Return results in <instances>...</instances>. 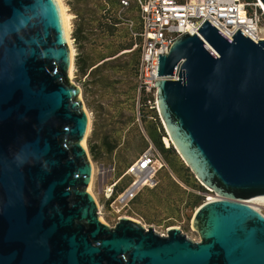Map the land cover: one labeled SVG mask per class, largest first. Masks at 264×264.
Returning a JSON list of instances; mask_svg holds the SVG:
<instances>
[{"label":"water","instance_id":"obj_1","mask_svg":"<svg viewBox=\"0 0 264 264\" xmlns=\"http://www.w3.org/2000/svg\"><path fill=\"white\" fill-rule=\"evenodd\" d=\"M264 6V0H260ZM159 54L167 136L202 185L192 226L101 219L90 115L58 0H0V264H264V39L209 21Z\"/></svg>","mask_w":264,"mask_h":264},{"label":"trees","instance_id":"obj_2","mask_svg":"<svg viewBox=\"0 0 264 264\" xmlns=\"http://www.w3.org/2000/svg\"><path fill=\"white\" fill-rule=\"evenodd\" d=\"M244 1L253 2L256 0ZM85 6H87L86 3ZM102 11L103 10H85L86 14L80 17V23L74 32V37L78 43L82 42L84 39L86 40L88 36L91 35L92 31H90V28L93 26L92 23H95V28H99L102 35L111 38L116 37L108 48L107 53L100 52L101 54H99V56H91L89 54L90 52L85 55L80 53L76 58V68L79 74L83 76L88 74V77H96L98 78L97 83L102 84L104 82V85L111 90L107 104L98 102L93 106L95 115L93 116L92 132L89 138L93 158L95 160H102L108 165H112L116 171L117 179L115 181H117V183L114 187L112 196L107 199L106 204L109 205L116 195L123 191L129 184L131 178L125 185L120 186L119 182L124 177L128 176L125 175L127 168L145 150L143 141L144 136L140 132L137 122L138 114L139 118L143 122H146L149 135L157 148L164 155L168 168L170 166L173 173L181 178L187 185H191L192 188L207 191L203 185L197 182L193 172L181 159L180 155L171 144L170 139H168V136H165V140L170 143L167 144L170 146H164L162 142L163 134L158 130V122H155L158 116L157 110L150 108L146 103L147 96L144 91L140 94V106L137 110L139 85L137 79L142 52V38L139 35H134V32H140L142 29L138 10H131V13H136L137 17H135V15H129L134 20V26L132 28L117 17L116 11ZM135 18H138L137 27ZM86 31L89 32V34H86ZM135 44H137V47L134 50L127 51L132 49ZM125 55L132 56V59L125 60L123 63L119 62V59ZM114 68H121L123 73L127 76L124 78L101 76V72L104 70ZM127 128L129 132H132V136L128 137L129 139L127 142L121 146L122 138L125 136L124 132ZM131 149L137 152L133 159L129 155ZM163 169H167V167H162L158 175ZM191 178L193 180L192 183L190 182ZM172 184L187 193L188 199L184 200L180 198V202L187 201V205L192 207L199 206L203 202V196L193 192H187L186 189L181 188L180 184L173 179ZM154 188L146 187V189L150 191ZM142 190L131 203L135 205L136 211L143 215V209L150 206L151 200L143 196Z\"/></svg>","mask_w":264,"mask_h":264},{"label":"built area","instance_id":"obj_3","mask_svg":"<svg viewBox=\"0 0 264 264\" xmlns=\"http://www.w3.org/2000/svg\"><path fill=\"white\" fill-rule=\"evenodd\" d=\"M117 17L130 28L134 20L127 15L128 10H138L142 29L134 32L142 38V52L138 73V101L144 91L150 108L157 110L156 85L159 69V54L169 52L174 40L183 33H198L205 21L211 22L228 37L241 30L253 41L264 39V31L259 14H263L258 0H119ZM158 112V110H157ZM167 163L154 145H150L127 168L125 175L131 180L126 188L118 193L109 204L122 211L143 188L158 185V172ZM117 181L106 191L110 198ZM210 200V198H207ZM261 210V209H259Z\"/></svg>","mask_w":264,"mask_h":264},{"label":"rangeland","instance_id":"obj_4","mask_svg":"<svg viewBox=\"0 0 264 264\" xmlns=\"http://www.w3.org/2000/svg\"><path fill=\"white\" fill-rule=\"evenodd\" d=\"M64 5L66 6L67 12L70 15V28H69V35L72 43V47L74 49V56H73V66H72V73H73V80L81 87L82 93L81 97L85 103V108L89 112L90 115V125L87 137L85 138L87 149L89 151V156L93 163V176L91 182L90 190L95 195L98 205H99V213L102 220L107 222L110 226H115L118 222L119 218L122 216H129L139 220L143 223L146 227L152 226L158 233L161 235L167 234L169 228L173 226L180 227L182 231L193 241H200V236L198 232L193 229L192 226V217L194 216L197 208L207 200V198L214 199L217 198L214 192H211L207 189V191L197 190L191 187V185H187L181 178L173 173L170 166L167 169H163L158 175V185L152 189L151 191L144 188L142 190V194L145 198L151 200V204L148 207L143 209V215L136 211L135 205L130 204V206L122 211H118L117 209H113L110 205L106 204L107 198L106 191L108 187L115 182L116 178V171L112 165H108L102 160H95L91 154V144H90V135L92 132V124H93V116L95 115V111L93 106L96 105L98 102H102L107 104L108 97L111 94V90L108 89L104 82L97 83L98 78L96 77H88L87 75H81L78 73L76 68V58L80 53L84 55L89 53L91 56H99L100 52L107 53L108 48L111 46L116 37H107L100 33L99 28H95V23H92V28H90L91 35L82 42L78 43L75 40L74 32L80 23V17L85 15V10H111L116 11L119 9L118 2L119 0H62ZM85 3L87 6H85ZM262 11V10H261ZM127 15H135L136 13H131V10L127 11ZM87 16V15H86ZM261 25L264 31V13L263 15L259 14ZM136 27L138 24V18L136 19ZM89 32L86 31V34ZM137 47V44L133 46L132 49L127 51H132ZM132 59V56L125 55L119 59V62H124L125 60ZM98 76V75H97ZM101 76L112 77V78H121L125 77L122 69H106L101 72ZM138 110V107H137ZM138 113V112H137ZM158 113V112H157ZM150 119V118H149ZM151 120V119H150ZM155 122H158V130L163 134L162 142L165 147L170 146V144L165 140V136H167L166 130L164 125L160 119V116L156 117ZM137 122L139 124L140 132L144 136V144L145 149L150 145V143H154L149 135V131L147 129L146 122H143L139 118H137ZM125 136L122 138V144L127 142L129 139L128 137L132 136V132H129L127 128L125 130ZM169 139V138H168ZM156 146V144L154 143ZM157 147V146H156ZM133 148V147H132ZM158 149V148H157ZM159 150V149H158ZM176 150V149H175ZM160 152V150H159ZM161 153V152H160ZM178 153V152H177ZM137 152L134 149L129 151L130 157L133 159ZM179 154V153H178ZM161 156L166 161L164 155L161 153ZM181 157V156H180ZM182 159V158H181ZM183 160V159H182ZM167 163V161H166ZM186 164V163H185ZM168 165V164H167ZM194 175V173H193ZM186 177V175H185ZM195 177V175H194ZM172 179L178 182L181 188L186 189L187 192H193L195 194H199L203 196V202L196 207H192L187 205L186 202H180V198L187 200L188 196L182 189H178L175 185L172 184ZM130 180V177H124L120 182L119 185H125ZM197 182L202 185V183L196 178ZM192 183V178L190 179ZM256 197L248 199V201L255 200ZM253 206L255 208L261 209L264 213V203H259V201L254 202Z\"/></svg>","mask_w":264,"mask_h":264},{"label":"bare ground","instance_id":"obj_5","mask_svg":"<svg viewBox=\"0 0 264 264\" xmlns=\"http://www.w3.org/2000/svg\"><path fill=\"white\" fill-rule=\"evenodd\" d=\"M63 11H64V17H65V24H66V30H67V37H68V41H69V45H70V49H71V53H72V56H74V49L72 47V43H71V39H70V35H69V28H70V15L69 13L67 12V9H66V6L64 5L63 1L62 0H58ZM259 2V5L261 6L263 12H264V6L263 4L261 3L260 0H258ZM73 66V65H72ZM70 76L71 78L73 79V73H72V67H71V70H70ZM169 138V137H168ZM170 139V138H169ZM171 142V141H170ZM172 144V143H171ZM85 145H86V141H85ZM87 147V145H86ZM218 198V197H217ZM215 199V198H214ZM254 202L256 201H259V203H264V196H259V197H256L255 200H253ZM253 201H246L248 202L249 204H251L253 206ZM259 209V208H258Z\"/></svg>","mask_w":264,"mask_h":264}]
</instances>
